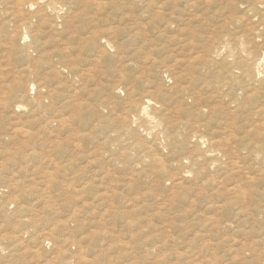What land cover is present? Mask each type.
<instances>
[{
  "label": "rangeland",
  "instance_id": "rangeland-1",
  "mask_svg": "<svg viewBox=\"0 0 264 264\" xmlns=\"http://www.w3.org/2000/svg\"><path fill=\"white\" fill-rule=\"evenodd\" d=\"M18 1L0 0V264H264V101L253 97L264 88L238 89L233 56L182 70L219 34L243 37L247 60L262 55L264 5ZM170 52L183 56L175 70ZM176 72L191 89H176ZM151 96L148 114L131 112ZM197 151L206 167L187 161Z\"/></svg>",
  "mask_w": 264,
  "mask_h": 264
},
{
  "label": "bare ground",
  "instance_id": "bare-ground-1",
  "mask_svg": "<svg viewBox=\"0 0 264 264\" xmlns=\"http://www.w3.org/2000/svg\"><path fill=\"white\" fill-rule=\"evenodd\" d=\"M201 1H203V0H195L194 2H192L191 4V7H193L194 5H195V3L196 2H200L201 3ZM228 1V0H227ZM250 2H248V4H246L247 5V7H248V9L249 10H255V8H256V6H257V4H261V5H264V0H249ZM3 2V1H2ZM204 2V1H203ZM206 2H208V1H206ZM189 3V2H188ZM222 3V2H221ZM227 3V2H226ZM237 3H238V1H236V0H229V3H228V5H230V6H235V7H237ZM33 1L31 2V1H28V2H24L23 0H19L18 2H17V4H16V6H18L17 7V10L18 11H20L21 9H24V8H32L33 7ZM50 4V3H49ZM202 4V3H201ZM207 4V3H206ZM232 6V7H233ZM7 9H9V8H7ZM258 10H260L259 8H257ZM2 10V9H1ZM5 10V9H4ZM262 10V9H261ZM22 11V10H21ZM25 12V11H24ZM27 12V11H26ZM244 12V11H243ZM243 12H242V14H243ZM30 13V12H29ZM239 13V12H238ZM241 13V12H240ZM260 13H261V11H260ZM180 14V13H179ZM178 14V15H179ZM222 16V15H221ZM233 16V15H232ZM255 16H258V15H255ZM255 16H254V18H255ZM196 17V16H195ZM200 17V16H199ZM217 17V16H216ZM238 17V16H237ZM243 17V16H242ZM194 18V17H193ZM247 18V17H246ZM252 18V17H251ZM190 19V18H189ZM261 19V18H260ZM264 19V18H263ZM209 20H211V19H209ZM237 20V19H236ZM259 20V19H258ZM260 21V20H259ZM262 21V20H261ZM178 22V21H177ZM264 22V21H263ZM259 23H261V22H259ZM170 24V23H169ZM178 25V24H177ZM231 25V24H230ZM244 25V24H243ZM177 28V27H176ZM237 29V28H236ZM174 31V30H173ZM182 31V30H181ZM252 31V30H251ZM250 31V32H251ZM231 32H233V31H231ZM242 32V31H241ZM227 33V32H226ZM225 33V34H226ZM234 33V32H233ZM193 34V33H192ZM237 34H239V33H237ZM252 34V33H251ZM26 35V34H25ZM25 35L23 36V38L21 39V40H19V41H22L23 42V40L25 39ZM236 35V34H235ZM183 36V35H182ZM227 36V35H226ZM226 36L225 35H221V34H219L218 35V37H217V40L212 44V46L210 47V48H208V49H206L205 50V54H203V55H200V57H197V58H193L191 61L189 60L190 59V57H188L189 59H186L185 61H184V63L185 64H183V65H185L183 68L184 69H182V70H185V71H189V72H193V73H196L195 71L196 70H199V71H207V70H210L211 68H215V65L216 64H220L221 63V60L222 61H225V59H227V57H230V56H233V60L230 62L231 64L233 63V65L236 67V68H238V70H240V72H241V78L243 79L242 80V82H241V84H244V85H241V84H239V86H240V88H238V89H244L245 90V88L247 89V87L249 86V85H252V84H256V83H258V84H261V86L259 87V89H263L264 88V86H262V81H261V79L262 78H260L262 75H264V53L262 54V55H260V56H258V54H255L256 56H258V57H255V56H253V58L251 59V60H247V56H244L242 53H243V51L244 50H238V48H240L241 46H242V43L240 42V39L241 38H243V37H236L235 36V38L233 39V41L230 43V42H228L227 40H226ZM233 36V35H232ZM181 37V36H180ZM179 37V38H180ZM183 37H185V36H183ZM187 37V36H186ZM194 37V36H193ZM246 37V36H245ZM170 39H171V37H169ZM252 38V37H251ZM178 39V38H177ZM189 39V38H188ZM179 40V41H178ZM176 42H175V45H177L176 47L179 49V50H175L174 51V53L175 54H177V55H179L180 54V52H178V51H181L182 50V48L181 47H183V44H181V46L179 47L178 46V44L180 43V41H181V39H178ZM186 40V39H185ZM191 40H192V38H191ZM195 40V39H194ZM15 40H13V42H14ZM170 41V40H169ZM174 41V40H173ZM231 41V40H230ZM185 43L187 42V41H184ZM255 42V41H254ZM108 44H109V42H107ZM264 43V42H263ZM168 44V43H167ZM187 44V43H186ZM254 44V43H253ZM258 44V43H257ZM260 44V43H259ZM18 45V44H17ZM35 45H37V44H35ZM187 45H190V44H187ZM247 45V44H246ZM251 46H252V43H251ZM21 47V46H20ZM189 47V46H188ZM185 48V47H184ZM105 49H107V48H105ZM173 49V48H172ZM181 49V50H180ZM194 49V48H193ZM22 50V49H21ZM188 50V49H187ZM185 51V50H184ZM249 51V50H248ZM187 52H189V51H187ZM186 52V53H187ZM242 52V53H241ZM171 53V52H170ZM167 54V57H165V58H167V62H170V64H168L167 62V64L169 65V66H167V68L168 67H170V68H173L174 67V70H175V66H177V65H179V67L181 66V64L182 63H180V62H182L183 61V56H176V55H173V58L171 59V60H168V59H170L171 58V55L173 54V53H171V54ZM251 53V52H250ZM192 54V53H191ZM190 54V56H192ZM247 54V53H246ZM183 55V54H182ZM188 55V54H187ZM194 55H195V53H194ZM214 56H217L216 58H214V59H212ZM220 57H222V59L220 58ZM185 58H187V57H185ZM218 59H219V61H218ZM217 62H216V61ZM222 64V63H221ZM226 65H228V64H226ZM232 65V66H233ZM214 66V67H213ZM178 67V68H179ZM163 68H164V66H163ZM165 68H166V65H165ZM221 68V67H220ZM219 68V69H220ZM229 68H231V67H229ZM177 69V68H176ZM233 70H235V69H233ZM71 72H73L74 70L73 69H71L70 70ZM164 71V70H163ZM172 72H173V70H171ZM170 71V72H171ZM226 71H228V68H227V70ZM70 72V73H71ZM166 72V71H165ZM169 72V73H170ZM175 72V71H174ZM173 72V73H174ZM180 72H182L181 71V69H180ZM180 72L179 73H177L176 75L174 74V77H172V78H174L175 80L177 79V80H181V79H183L185 76L183 75V74H180ZM184 72V71H183ZM211 72V71H210ZM209 72V73H210ZM214 72V71H213ZM168 73V74H169ZM187 73V72H186ZM206 73V72H205ZM204 73V74H205ZM216 73V72H215ZM226 73V72H225ZM228 73V72H227ZM226 73V74H227ZM188 74V73H187ZM197 74V73H196ZM207 74V73H206ZM217 74V73H216ZM192 75V74H191ZM215 75V74H214ZM233 75H235V74H233ZM189 75H187L186 77H188ZM195 76V75H194ZM199 76V75H198ZM237 76V75H236ZM170 77H171V75H170ZM192 77V76H191ZM205 78H206V75L204 76ZM207 77H208V75H207ZM223 77V76H222ZM226 77V76H225ZM234 77V76H233ZM168 78H169V76H168ZM179 78V79H178ZM200 78V77H199ZM202 78V77H201ZM211 78V77H210ZM213 78V77H212ZM220 78V77H219ZM240 78V79H241ZM196 79V78H195ZM204 79V78H203ZM218 79V78H217ZM227 79V78H226ZM172 80V79H171ZM191 80V79H190ZM214 80H216V79H214ZM221 80H223V79H221ZM174 81V80H173ZM181 81H183V80H181ZM181 81H180V83H181ZM187 81H188V79H187ZM202 81V80H201ZM228 81V80H227ZM175 82V81H174ZM177 82V81H176ZM175 82V83H176ZM191 82V81H190ZM195 83L197 82V81H194ZM206 82V81H205ZM229 82V81H228ZM179 83V82H178ZM198 83H200V82H198ZM201 83H203V82H201ZM200 83V84H201ZM210 83V82H209ZM221 83V82H220ZM168 84V83H167ZM185 84V83H184ZM187 84V83H186ZM222 84V83H221ZM202 85V84H201ZM216 85V84H215ZM188 86V84L187 85H183V83H181L180 85H176V89L178 90V91H180V92H184L185 91V89H186V87ZM196 86H198V85H196ZM207 86V85H206ZM209 86V85H208ZM226 86V85H225ZM228 86V85H227ZM256 85H254L253 87H255ZM167 87H169V86H167ZM189 88H190V86H188ZM194 87V86H193ZM199 87V86H198ZM192 88V87H191ZM190 88V89H191ZM195 88V87H194ZM205 88H209V87H204V89ZM222 88V87H221ZM230 88V87H229ZM190 89H188V90H190ZM199 89V88H198ZM203 89V90H204ZM114 90H116V88H114ZM173 90V89H172ZM177 90L175 91V92H177ZM187 90V89H186ZM195 90V89H194ZM194 90H191V91H194ZM197 90V89H196ZM203 90H202V92H203ZM222 90V89H221ZM251 90V89H250ZM19 91H21V92H25V86L24 85H21V84H19V83H17V82H15V83H13L12 85H9V89H8V93H7V97L8 96H11V97H13L14 99H16L17 97H18V93H19ZM161 91V90H160ZM167 91V90H166ZM209 91V90H208ZM207 91V92H208ZM223 91H224V89H223ZM259 91H261V90H259ZM116 92V91H115ZM159 92V91H158ZM158 92L156 93V94H158ZM165 92V91H164ZM163 92V93H164ZM168 92V91H167ZM201 92V91H200ZM204 92H205V90H204ZM219 92V91H218ZM246 92V91H245ZM249 93H250V91H248ZM149 93V92H148ZM147 93V94H148ZM174 93V92H173ZM194 93V92H193ZM214 93V92H213ZM213 93H211V95L213 94ZM264 93V91L262 90V92H255L254 94H253V97L254 98H256V99H258V100H260V102H262V101H264V96L263 95H261V94H263ZM5 94V93H4ZM164 94H166V95H168L167 93H164ZM171 94V93H170ZM176 94V93H175ZM195 94H197V93H195ZM200 94V93H199ZM209 94V93H208ZM216 94V93H215ZM224 94V93H223ZM115 95V94H114ZM149 95H150V93H149ZM155 95V94H154ZM173 95V94H172ZM191 95V94H190ZM188 96L187 98H185L187 101H191V103H196L197 101H196V99H198V98H201L200 96H198V98H193V96ZM193 95V94H192ZM204 95V94H203ZM206 95V94H205ZM204 95V96H205ZM217 95V94H216ZM220 95V94H219ZM246 95V94H245ZM248 95V94H247ZM246 95V96H247ZM6 96V95H5ZM51 97H53L54 95L53 94H51L50 95ZM147 96V95H146ZM169 96V95H168ZM195 96H197V95H195ZM1 97V96H0ZM177 97V96H176ZM221 97H223L222 96V94H221ZM226 97V96H225ZM244 97V96H243ZM248 97V96H247ZM2 98V97H1ZM146 98V97H145ZM170 98V97H169ZM179 98V97H178ZM209 98V97H208ZM208 98H207V100H208ZM39 100H37V105L38 106H40L41 105V103H42V98L40 97V98H38ZM54 99V98H53ZM155 99L156 98H153L152 96L149 98H146V99H144L143 101H141L140 103L138 102V104H140L139 106H136V105H134L133 107H132V110H131V112L133 111V110H135L136 109V112L137 113H141V114H148V108L149 107H151L150 105H153L154 103H155ZM174 99V98H173ZM181 99H182V97H181ZM180 98H179V100H181ZM206 99V98H205ZM215 99H217V98H214V100ZM249 98H247L246 100H248ZM253 99V98H252ZM253 100L254 102H259L258 100ZM170 100V99H169ZM184 99H182V101H183ZM185 100V101H186ZM199 100V99H198ZM222 100V99H221ZM3 101V100H2ZM173 101H175V100H173ZM173 101H172V103H170V104H173ZM178 101V100H177ZM194 101H196V102H194ZM202 102V101H201ZM201 102H200V104H201ZM213 102V101H212ZM224 102V101H223ZM256 102V103H257ZM161 103H162V101H161ZM203 103V102H202ZM211 103V102H210ZM209 103V104H210ZM179 104H180V102H179ZM227 104V103H226ZM247 104H250V103H247ZM159 105V104H158ZM168 105V104H167ZM174 105V104H173ZM175 105H176V102H175ZM174 105V106H175ZM183 105V104H182ZM220 105V104H219ZM224 105V104H223ZM19 106V105H18ZM164 106V105H163ZM168 106H170V105H168ZM186 106V105H185ZM189 106V105H188ZM154 107V106H153ZM182 107V106H181ZM183 107H184V105H183ZM187 107V106H186ZM240 107V106H239ZM169 108V107H168ZM171 108V107H170ZM169 108V109H170ZM179 108V107H178ZM230 108V107H229ZM156 109H158L157 107H156ZM165 109V108H164ZM241 109V108H240ZM175 110V109H174ZM235 110V109H234ZM156 111V110H155ZM178 111V110H177ZM190 111V110H189ZM255 111H257V112H255V113H258V114H264V104L263 105H259L258 107H257V110H255ZM160 112H161V110H160ZM176 112V111H175ZM151 113V112H150ZM192 113V112H191ZM251 113V112H250ZM135 114V113H134ZM161 114V113H160ZM163 114V113H162ZM161 114V115H162ZM132 115V114H131ZM152 115V113L150 114V116ZM154 115V114H153ZM156 115V114H155ZM154 115V116H155ZM161 115L160 116H158L156 119H160L159 117H161ZM165 114H163L162 116H164ZM193 115V114H192ZM254 115V114H253ZM133 116V115H132ZM149 116V115H148ZM157 116V115H156ZM189 116H191V115H189ZM164 117H167V115H165ZM163 117V118H164ZM179 117H180V115H179ZM131 118V117H130ZM130 118H126L125 120L127 121V123H126V127L128 126V128H129V126H130V124L132 123L131 121L133 120L132 118V120L130 121V120H128V119H130ZM180 118H182V116L180 117ZM167 119V118H166ZM165 119V120H166ZM178 120H180V119H177L176 121H178ZM181 120H183V119H181ZM130 122V124L128 125V123ZM143 121V120H142ZM167 121H168V119H167ZM175 121V122H176ZM173 122V121H172ZM174 122V123H175ZM180 122V121H179ZM179 122H177V123H179ZM143 123V122H142ZM162 123V122H161ZM167 122H165V124L164 125H167L166 124ZM171 122H169L168 124H170ZM173 123V124H174ZM188 123L189 122H185V123H182L181 125H179L178 126V124H177V126L178 127H180V130L182 129V130H184L185 128H186V126L188 125ZM132 125V124H131ZM140 125V124H139ZM144 125H145V123H144ZM149 125V124H148ZM152 125V124H151ZM168 126V125H167ZM170 126V125H169ZM199 126H201V125H199ZM125 127V128H126ZM144 127V126H143ZM147 127V126H146ZM164 128V127H163ZM131 129V128H130ZM174 129V128H173ZM165 130V129H164ZM163 130V131H164ZM167 130V129H166ZM128 131V130H127ZM148 131V130H147ZM160 131V130H159ZM163 131H161L160 133H162ZM168 131V130H167ZM113 133V132H112ZM115 133V132H114ZM123 133V132H122ZM157 133V132H156ZM155 133V134H156ZM245 133V132H244ZM169 134H171L170 132H169ZM172 134H173V132H172ZM177 134V133H176ZM246 134V133H245ZM157 135V134H156ZM166 135V134H165ZM174 135V134H173ZM173 135H166L165 136V138H166V141L167 142H170V141H173V140H175L176 139V137L175 136H173ZM241 135V134H240ZM248 135H249V132H248ZM154 136V135H153ZM198 136L197 135H193V136H191V138L193 139V140H195V138H197ZM241 137V136H240ZM158 138V137H157ZM160 138V137H159ZM158 138V140L160 141V139ZM116 139V137L114 138V140ZM155 139V138H154ZM152 140H153V138H152ZM182 141V140H181ZM156 142V141H155ZM153 143V142H152ZM171 143V142H170ZM173 143H176V142H173ZM178 143V142H177ZM176 143V144H177ZM196 144V143H195ZM175 145V144H174ZM198 147V146H197ZM170 149V148H169ZM172 149H175V148H172ZM212 149H215V148H212ZM190 150V149H189ZM199 150V149H198ZM217 150V149H216ZM155 151V150H154ZM156 151H158L157 149H156ZM205 151V150H204ZM207 151H208V149H207ZM206 151V152H207ZM219 151V150H218ZM161 152V154H162V151H160ZM190 152H192L191 150H190ZM258 152V151H257ZM261 152H263V151H260V153ZM220 153V152H219ZM259 153V152H258ZM204 154V155H203ZM203 154L202 153H199L198 154V151L196 152V154L195 155H191V158L190 157H187V161H191V163H193V164H198V165H204L205 163H206V161H207V159L205 158V153L203 152ZM207 154V153H206ZM225 154V153H224ZM112 156V155H111ZM204 156V157H203ZM213 159V158H212ZM112 160V159H111ZM218 160V159H217ZM114 162V161H113ZM207 163H209V162H207ZM229 162H227V164H228ZM231 163V162H230ZM226 165V164H225ZM229 165V164H228ZM205 166V165H204ZM196 167V166H195ZM200 167H203V166H200ZM206 167V166H205ZM208 169V168H207ZM224 169V168H223ZM202 170H204V169H202ZM209 171V170H208ZM196 174V173H195ZM199 176V175H198ZM198 181V180H197ZM200 182V181H199ZM177 184H181L180 182L179 183H177ZM17 227H19L18 229H16L18 232H17V234H16V237L14 238V240L15 241H17V240H19V239H22L23 237H22V234H25V231H24V226H23V223L21 222V221H18L17 222ZM2 251H4V248L0 245V259H2L3 257H4V255H3V252Z\"/></svg>",
  "mask_w": 264,
  "mask_h": 264
}]
</instances>
